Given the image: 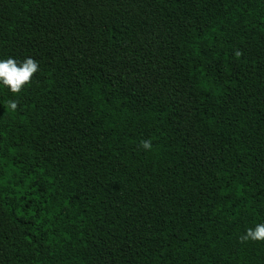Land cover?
Masks as SVG:
<instances>
[{
	"label": "trees",
	"instance_id": "trees-1",
	"mask_svg": "<svg viewBox=\"0 0 264 264\" xmlns=\"http://www.w3.org/2000/svg\"><path fill=\"white\" fill-rule=\"evenodd\" d=\"M9 57L0 264H264V0H0Z\"/></svg>",
	"mask_w": 264,
	"mask_h": 264
},
{
	"label": "clouds",
	"instance_id": "clouds-1",
	"mask_svg": "<svg viewBox=\"0 0 264 264\" xmlns=\"http://www.w3.org/2000/svg\"><path fill=\"white\" fill-rule=\"evenodd\" d=\"M39 70L38 63L31 57L23 61H17L12 57L0 59V86L7 87L13 94H18L27 86L35 73ZM11 110L17 107L16 101L11 100L8 104ZM141 147L145 150L151 148L149 140H142ZM264 240V223H257L254 228L246 229L241 240Z\"/></svg>",
	"mask_w": 264,
	"mask_h": 264
}]
</instances>
